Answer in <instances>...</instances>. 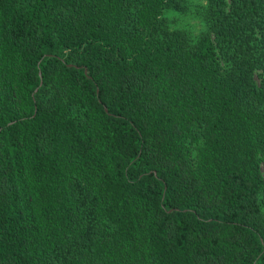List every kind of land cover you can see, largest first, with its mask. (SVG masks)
<instances>
[{
	"label": "trees",
	"instance_id": "trees-1",
	"mask_svg": "<svg viewBox=\"0 0 264 264\" xmlns=\"http://www.w3.org/2000/svg\"><path fill=\"white\" fill-rule=\"evenodd\" d=\"M0 0V264H264V0Z\"/></svg>",
	"mask_w": 264,
	"mask_h": 264
},
{
	"label": "rangeland",
	"instance_id": "rangeland-1",
	"mask_svg": "<svg viewBox=\"0 0 264 264\" xmlns=\"http://www.w3.org/2000/svg\"><path fill=\"white\" fill-rule=\"evenodd\" d=\"M207 0H184L180 6L169 4L161 17V33L183 30L195 40L208 30Z\"/></svg>",
	"mask_w": 264,
	"mask_h": 264
}]
</instances>
